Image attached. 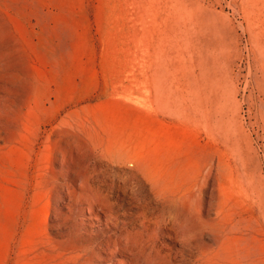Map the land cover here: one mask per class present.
Masks as SVG:
<instances>
[{
  "label": "rangeland",
  "instance_id": "1",
  "mask_svg": "<svg viewBox=\"0 0 264 264\" xmlns=\"http://www.w3.org/2000/svg\"><path fill=\"white\" fill-rule=\"evenodd\" d=\"M129 151L175 167L178 203L142 190L186 236L264 264V0H0V264H157L100 261L117 232L80 215Z\"/></svg>",
  "mask_w": 264,
  "mask_h": 264
},
{
  "label": "bare ground",
  "instance_id": "2",
  "mask_svg": "<svg viewBox=\"0 0 264 264\" xmlns=\"http://www.w3.org/2000/svg\"><path fill=\"white\" fill-rule=\"evenodd\" d=\"M129 157H132L138 163L140 172L121 171L122 173L119 174L120 183L115 184V189L122 192L117 196V199L115 198V190L107 192L102 185V181L96 182L94 180L92 175L97 173L96 169L88 168V174L94 180V184H91L90 181L87 182V194H90V198L87 199V208L80 209V215L89 214L88 220L94 218L99 221V215L102 214L108 227L112 226L113 231L116 230L117 232L109 236L110 239L115 238L116 242L114 245H107L110 251L105 252V256L102 255L100 261H107L118 255H126L128 260L131 256H135L138 250H141L150 252L155 257L157 264H229L228 254L225 250V246L228 245L227 240L221 239L220 244L215 247L213 245L199 246L200 242L198 240L185 235L182 230V223L177 215L167 214L165 206H152V201L150 203L143 192L142 189L149 184L152 194L159 200L158 203H178L180 194H174L166 190V184L170 177L169 173L175 167L162 164L156 157L154 161H151L150 157L137 152L131 153V151H129V154H125L122 159L128 161ZM245 169L246 166L242 161L236 171L238 173L239 171L244 172ZM234 171L230 168V173L234 174ZM218 174L222 176L220 168ZM80 190L85 189L82 187ZM68 195L70 197L71 193L69 192ZM124 197L130 198L129 205L137 204L138 212L136 214L126 212V204L121 202L126 201ZM135 230H138L136 234L141 235L142 240L134 247L128 242L127 238L124 239L123 237L131 236L135 233ZM209 235L213 236L214 234L210 232ZM164 238L170 240V244H164L162 242ZM214 239L210 238L209 240L214 241ZM171 245H180L181 249H175ZM119 262L114 263L127 264V262Z\"/></svg>",
  "mask_w": 264,
  "mask_h": 264
}]
</instances>
